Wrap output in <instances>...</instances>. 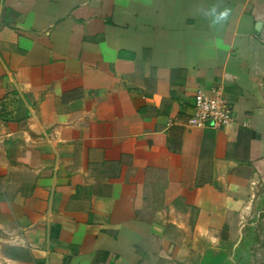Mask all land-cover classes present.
Instances as JSON below:
<instances>
[{"label":"crops","instance_id":"1","mask_svg":"<svg viewBox=\"0 0 264 264\" xmlns=\"http://www.w3.org/2000/svg\"><path fill=\"white\" fill-rule=\"evenodd\" d=\"M224 263L264 264V0H0V264Z\"/></svg>","mask_w":264,"mask_h":264},{"label":"built area","instance_id":"2","mask_svg":"<svg viewBox=\"0 0 264 264\" xmlns=\"http://www.w3.org/2000/svg\"><path fill=\"white\" fill-rule=\"evenodd\" d=\"M194 113L188 125L195 129L210 128L219 130L233 119V108L221 89H212L210 93L197 90L194 95Z\"/></svg>","mask_w":264,"mask_h":264},{"label":"clouds","instance_id":"3","mask_svg":"<svg viewBox=\"0 0 264 264\" xmlns=\"http://www.w3.org/2000/svg\"><path fill=\"white\" fill-rule=\"evenodd\" d=\"M206 15L211 16L213 25H219L228 21L230 9L225 7L218 10L216 6H213Z\"/></svg>","mask_w":264,"mask_h":264},{"label":"rangeland","instance_id":"4","mask_svg":"<svg viewBox=\"0 0 264 264\" xmlns=\"http://www.w3.org/2000/svg\"><path fill=\"white\" fill-rule=\"evenodd\" d=\"M222 255H223L224 259H225L227 254L226 253H223ZM244 257L245 256H241V259H245ZM211 259H212V257H209L208 258V261L211 262L212 261ZM224 264H227V263H224Z\"/></svg>","mask_w":264,"mask_h":264}]
</instances>
